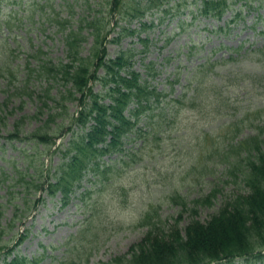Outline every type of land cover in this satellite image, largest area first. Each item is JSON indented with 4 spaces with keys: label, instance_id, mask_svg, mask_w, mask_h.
<instances>
[{
    "label": "rangeland",
    "instance_id": "374dc122",
    "mask_svg": "<svg viewBox=\"0 0 264 264\" xmlns=\"http://www.w3.org/2000/svg\"><path fill=\"white\" fill-rule=\"evenodd\" d=\"M159 2L162 3L160 8L151 9L142 19L145 26L133 36H122L119 45L111 42L119 30L118 27L112 29L119 16L108 17L111 25L106 49L113 57L119 49L134 48L135 69L143 75L140 60L154 63L157 74L152 85L166 94V100L180 101L175 105L180 110L175 123L166 127L159 142L143 145L137 140L132 143L133 148H140L133 165L120 172L109 170L100 178L87 176L91 182H85L65 206L59 202L58 194L52 199L43 195V204L38 203L23 215L18 212V220L9 225L8 219L14 210L7 205L2 220L4 230L0 233V264L8 249L29 260L39 259L37 264H63L68 257L81 258L82 262L88 259L89 264H108L144 235L146 229L140 225L144 214L156 209L164 222L177 216L179 206L168 201L174 191L191 202L212 185L231 195L241 190V186L236 188L227 183L229 179L222 175L220 167L201 182L194 183L196 177L193 181L187 163L196 157L199 165L203 164L202 158L207 157L212 141L215 142L211 135L225 133L217 130L220 124L243 117L253 120L256 114H263L264 1L230 0L219 21L193 18L195 0ZM138 3L141 5L140 0H123L121 10H135ZM90 10H109L107 1L0 0V58L3 53L5 61L13 66L28 65L17 74L10 87L7 79L0 77V105H6L0 112L4 119L0 129L1 203L15 197L14 201L20 204L23 191L13 183L15 172L25 171L34 161L40 166L25 140L8 141L15 122L36 111L35 101L17 96L16 89L28 76L29 89L40 92L47 87L38 66L42 61L47 62L46 59L53 62L65 59L62 38L79 19L87 17ZM234 10H242L241 19L232 15ZM149 21L153 24L149 25ZM119 22L131 29L139 26L137 20L129 25L123 20ZM143 43H146V51L140 53ZM90 44L91 39H88L87 47ZM39 53H44L43 60L36 58ZM27 67L33 69L29 74ZM194 72L197 76L189 80ZM198 79L202 81L200 86ZM196 85L200 92L194 105H189L188 99L193 96ZM94 89L100 87L96 85ZM51 90V94L56 93L55 88ZM218 108L219 114L215 111ZM74 110L70 108V112ZM26 122L20 136L39 125L37 119L28 118ZM249 131L246 128L243 134ZM67 138L59 140L58 144L65 143ZM25 155H29L28 160ZM44 159L48 164L47 157ZM57 160L58 157L53 156L51 164ZM213 210L201 208L198 215L202 220ZM189 217L185 212L180 224ZM24 234L23 241L17 243ZM77 237L84 239L79 243ZM260 264H264V259Z\"/></svg>",
    "mask_w": 264,
    "mask_h": 264
},
{
    "label": "trees",
    "instance_id": "16d2710c",
    "mask_svg": "<svg viewBox=\"0 0 264 264\" xmlns=\"http://www.w3.org/2000/svg\"><path fill=\"white\" fill-rule=\"evenodd\" d=\"M106 1L109 10H90L87 17L76 22L75 28L68 29L62 38L65 59H58V62L46 59L47 62L42 61L38 66L48 83L45 89L40 92L29 89V76L16 89L17 96L35 101L36 111L32 116H22L15 122L14 132L8 135V141L25 140L40 166L34 161V164L26 166L25 171L15 172L13 183L22 189L23 195L20 204L14 201L15 197L5 203L0 202V233L4 230L2 220L7 205L14 210L8 219L9 225L18 220V212L23 215L38 203L43 204V195L52 199L58 194L59 202L65 206L85 182H91L87 176L100 178L109 170L120 172L133 165L140 148L130 145L137 140H141L143 145L159 142L166 127L175 123L180 111L175 105L180 101L166 100V94L152 85L151 81L157 74L153 69L154 63L140 60L143 75L134 69V48L119 49L113 57L106 49L111 25L108 17L119 16L112 28L118 27L119 30L111 40L119 45L122 36H133L145 26L141 23L140 28L131 29L120 24V20L126 21L127 25L134 20L141 21L151 9L160 8L162 3L160 0H140L141 5L138 3L135 10L123 12V0ZM229 1L195 0L192 17L219 21L226 13ZM241 11L234 10L232 15L241 19ZM57 23L62 25V22ZM218 30L223 31V28ZM88 39H91V44L87 47ZM142 49L140 53L146 51V43ZM42 55L44 53H39L36 58L43 60ZM26 66L9 64L2 53L0 77L7 79L8 86L12 85ZM27 69L28 74L33 70ZM197 74L194 72L189 80L195 79ZM200 83L202 81L199 86ZM96 85L99 90L94 89ZM198 85L192 90L189 105H194L200 92ZM53 88L56 89L55 94H51ZM4 107L5 104L0 105V112ZM71 107L75 108L73 112H70ZM218 110L215 109L217 114ZM261 111L263 114H256L253 120L243 117L220 124L217 130L225 133L211 135L215 142L212 141L207 157L202 158L203 164L199 165L196 157L187 163L193 181L196 177L194 183L201 182L220 167L222 175L229 179L227 183L236 188L241 186V190L231 195L212 185L191 202L174 191L168 196V201L179 206L177 216L164 222L156 209L144 214L140 222L146 229L144 235L126 253L114 257L108 264L263 263L264 108ZM28 118L37 119L39 125L20 136ZM1 126H4L3 117H0V129ZM246 128L250 131L244 135ZM66 136L65 143H57ZM53 156L58 157L54 165L51 164ZM24 158L28 160L29 155ZM201 208L214 210L201 220L198 215ZM185 212L190 217L181 225ZM25 236L20 235L17 243ZM81 240L78 238L76 241L80 243ZM38 261L8 249L2 255L1 264H37ZM63 264L89 263L88 259L82 262L81 258L68 257Z\"/></svg>",
    "mask_w": 264,
    "mask_h": 264
}]
</instances>
